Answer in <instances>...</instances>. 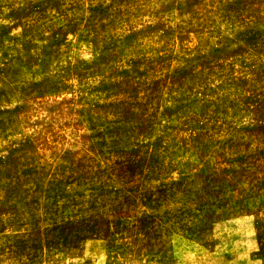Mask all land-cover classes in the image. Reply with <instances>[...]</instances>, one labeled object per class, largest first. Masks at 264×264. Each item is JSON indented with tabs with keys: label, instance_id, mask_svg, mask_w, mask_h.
I'll return each mask as SVG.
<instances>
[{
	"label": "rangeland",
	"instance_id": "1",
	"mask_svg": "<svg viewBox=\"0 0 264 264\" xmlns=\"http://www.w3.org/2000/svg\"><path fill=\"white\" fill-rule=\"evenodd\" d=\"M0 264H264V0H0Z\"/></svg>",
	"mask_w": 264,
	"mask_h": 264
}]
</instances>
